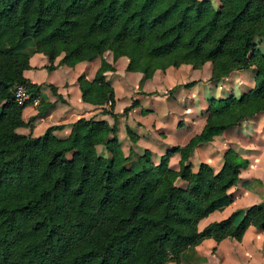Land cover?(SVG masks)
Listing matches in <instances>:
<instances>
[{"label": "trees", "instance_id": "16d2710c", "mask_svg": "<svg viewBox=\"0 0 264 264\" xmlns=\"http://www.w3.org/2000/svg\"><path fill=\"white\" fill-rule=\"evenodd\" d=\"M25 38L45 55L47 70L57 56L68 66L99 56L93 77L78 75L76 82L81 100L109 103L101 109L106 119L79 116L64 137L53 134L62 123L35 136L17 132L34 116L22 120L26 103L16 102L13 86L32 94L40 87L22 73ZM257 39H264V0H219L216 7L209 0H0V264L178 263L203 238L239 240L249 224L264 229V203L246 207L236 222L231 213L199 228V219L227 199L247 159L227 147L216 171L203 161L192 170L187 161L197 144L264 110V52ZM105 49L113 58L127 56L125 69L142 78L156 68L208 61L211 79L252 67L253 85L238 96L209 98L200 130L156 162L148 149L130 159L116 134ZM124 130L136 140L127 125ZM172 152L179 156L176 169L168 165Z\"/></svg>", "mask_w": 264, "mask_h": 264}, {"label": "crops", "instance_id": "0c3cea01", "mask_svg": "<svg viewBox=\"0 0 264 264\" xmlns=\"http://www.w3.org/2000/svg\"><path fill=\"white\" fill-rule=\"evenodd\" d=\"M209 1L214 7L219 4V0ZM256 41L260 43L262 41L264 42V39H257ZM22 44L21 42L19 50L25 52L28 57V66L23 69L22 73L31 82L40 84L35 94L39 95L43 102L45 97L47 104L41 109H36L37 106L35 107L30 103V105L26 104L21 111L22 120L27 122L30 116H34V119L30 121L29 125L16 127L15 130L17 132L35 136L40 134L50 124L62 123L63 127L53 130V134L58 137H64L68 134L69 125L74 119L79 116H92L96 118L99 115L96 112L100 110V105L81 100L80 91L76 82L78 75H82L88 80L93 77L99 65V56L80 60L72 66L58 64L59 56H57L53 61L54 68L47 70L44 68V65L47 64L45 55L36 52L33 46L25 50L21 48ZM106 53L107 51H103V58L107 62H111V58L106 57ZM182 64H187L190 69L207 67L208 72H205L206 75H204L203 79L197 80L190 88L188 87V90L182 89L183 91H181V88H178L175 91V93L181 91L182 94L188 95L187 99L185 97L186 95H184L185 99H183V102L178 101L176 108L169 109L170 115L177 116L175 122L177 126H172V124L169 127L161 126L163 121H161L160 116L158 119L151 117V120L148 121L144 118L146 115L143 116L144 112L142 109L138 108L139 103L142 102L141 99H138V104L132 106L124 115L126 125L136 134V140L131 141L126 135V140L123 144H120L121 149H123L124 144L127 147H131L132 152L138 154L143 149H148L151 152V161L156 162L158 156L166 149L174 145H182L202 127L206 114L207 100L201 91V82H206L212 91L218 89L220 95L222 92L228 91V94L219 97H225L229 94L238 96L253 85L254 70L252 67L247 69H232L225 76H221L218 79H211L209 77L210 65H203V63L200 67L195 68L188 63H181L177 66L168 65L163 69H154L149 77L142 78L144 81L141 87L134 83L133 90L137 92L157 91L158 89L155 86H144L145 80L146 83L152 80L155 83H163L167 79L168 74L172 72L173 67L181 69L180 66H183ZM62 67L68 72L73 70V73L69 79L59 82L54 76V73ZM190 69H187L184 74L188 75ZM106 72H104L105 76ZM133 74L134 77L140 78L142 76L139 71H133ZM47 83H51L56 87V91L61 98L48 90ZM234 84L239 85L240 92L238 95L229 92ZM161 89L159 88V90ZM153 95L155 94H150V96ZM135 96H138V94ZM211 97L219 98L212 94L207 99ZM115 105L116 101L114 99V107ZM103 118L106 119L105 116ZM180 123L184 126H178ZM176 132H181V134H177ZM119 133L122 134L121 127L119 128ZM119 133L117 126V136H119L118 140L120 141L121 135ZM227 147H232L240 156L246 158L247 164L245 167L240 168L239 178L236 182L227 188V199L199 219V228L212 220H218L231 213H234L233 219L235 220L249 205L264 203V110L242 118L239 123L225 128L220 134L213 135L209 141L197 144L189 153L187 161L190 163L192 170H195L198 163L203 161L213 171H216L222 163V153ZM193 155L197 157L195 164L192 162ZM178 157V153H173L169 156L168 165L176 169L178 166ZM180 181L184 182L183 180ZM192 248L199 257L198 264H264V229L249 224L239 240L232 237H224L219 241H215L207 237L192 246Z\"/></svg>", "mask_w": 264, "mask_h": 264}, {"label": "rangeland", "instance_id": "374dc122", "mask_svg": "<svg viewBox=\"0 0 264 264\" xmlns=\"http://www.w3.org/2000/svg\"><path fill=\"white\" fill-rule=\"evenodd\" d=\"M22 45L21 48L28 50L31 46H33L32 40L30 38H25L22 41ZM257 47L264 51V42H258L257 43ZM104 51H107L106 53V57H108L109 59L111 58V62H109L112 65V69L111 70H106V76L104 74L105 79L108 81V83L112 86L113 88V92H114V99L116 101V105L115 107H113L114 111H118L116 119L114 120V122L116 123V125L118 126V133H119V128L121 127L122 130V134H120V141L119 144H123L124 141L126 140V134H125V126H126V121H125V117L124 115L126 114V112H122V108L125 105H128L132 99L136 98L135 100L137 101L138 99H141V103H139L138 108H141L142 111L144 112L143 116L146 115V118L148 121L151 120V117H155L156 119H158V117L160 116L161 121H163L161 123V126L163 127H169L171 124L172 126L175 125V122L177 120V116L174 115H170L169 109L172 108H176L177 107V103L178 101L183 102L184 95H186V99L188 97L187 94H182L181 91H183L182 89H189L190 86H179L177 88H174L173 90H171L170 92H167L165 94H159V93H153L156 90L153 91H149V92H143V91H134V83L137 86H142V83L144 81V79H142V77H134L133 71L131 70H126L125 66L126 63L128 61L127 56L125 55H120L113 58L112 57V52L109 49H105ZM103 55V52H102ZM56 59V58H54ZM183 66H180L181 69L179 68H174L171 70L172 72L170 74H168V77H166L167 79L164 80V82L162 83H155L152 81H148L146 83V80L144 82V86L146 87H153L155 86L158 90L157 91H166L168 90L172 85L174 84H182L185 82H189V81H193L196 82L199 79H203L205 72L207 73L208 69L207 67H201L198 69H190L188 68L187 64H182ZM203 65H210V62L206 61V63L204 62ZM69 69V68H68ZM178 69V70H177ZM187 69H190V72L188 75H185V71ZM65 69L59 68L55 73L54 76L58 79V81L60 82L61 80H67L70 78L71 74L73 73V70L71 71H67ZM164 72V71H163ZM250 76V75H249ZM192 78H196V79H192ZM192 79V80H191ZM166 82V83H165ZM201 91L205 97V99L208 101V97L212 96V94L215 95V97H219V96H223L228 94V91H224L222 92V94L220 95L218 93V89H216L215 91H212L211 88H209L207 86L206 82H201ZM189 87V88H188ZM159 88H162L161 90H159ZM181 88V91H179L178 93H175V91ZM48 90L50 91L49 87ZM229 92H233V94L238 95L239 94V85L234 84L232 86L231 91ZM175 93V94H174ZM138 96H135L137 95ZM150 94H155L153 96H150ZM174 94V95H173ZM43 95V94H42ZM168 96V97H166ZM143 97V98H142ZM166 97V98H165ZM44 102L42 101V98H40L39 102L36 105L33 106H37L36 109H41L42 107L44 108L45 105L47 104V100L44 97ZM187 101V100H185ZM43 102V103H42ZM42 103V104H41ZM143 103V105H142ZM29 104V103H27ZM138 103H136L137 105ZM30 105V104H29ZM32 105V104H31ZM109 109V103L107 101H105L104 104L100 105V110L96 113H99V115L96 116V118H103L104 115L101 114V109ZM95 111V110H93ZM92 113V112H91ZM95 113V112H94ZM105 117H107V115H105ZM95 118V117H94ZM110 123L113 122L112 119H110L109 121ZM178 126L182 127L184 125H182V123H180ZM177 134H181V132H176ZM116 134H117V130H116ZM173 137V136H172ZM117 138H119V136H117ZM123 152L125 154H128L130 159H133V154L135 152H132L131 147H127L125 144L123 145ZM96 151L99 154H105V150L104 147L102 146V144H98L96 145ZM131 151V152H130ZM150 152V151H149ZM133 153V154H131ZM173 153H177V152H172L171 154H169V156H171ZM136 154V153H135ZM168 156V158H169ZM150 159H151V152L149 155ZM159 157V156H158ZM158 160V158H157ZM197 160L196 155H193L192 157V162L195 164ZM176 183L179 185H183L184 182H181L180 179L176 180ZM241 217V215L239 217H237L234 221L236 222L239 218ZM187 250L183 251L180 255V259L178 263H175L173 261H167L165 262V264H198V256L197 254H195V251L193 250L192 246L186 248Z\"/></svg>", "mask_w": 264, "mask_h": 264}, {"label": "built area", "instance_id": "2783aa9c", "mask_svg": "<svg viewBox=\"0 0 264 264\" xmlns=\"http://www.w3.org/2000/svg\"><path fill=\"white\" fill-rule=\"evenodd\" d=\"M12 93L14 99L19 104L30 103L32 105H36L40 100L39 95L30 93L29 91L26 90L25 87H23L20 84H16L13 86Z\"/></svg>", "mask_w": 264, "mask_h": 264}]
</instances>
